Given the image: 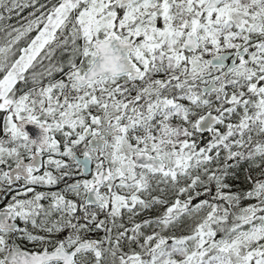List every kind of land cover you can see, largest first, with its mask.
<instances>
[{
	"label": "snow or ice",
	"instance_id": "obj_1",
	"mask_svg": "<svg viewBox=\"0 0 264 264\" xmlns=\"http://www.w3.org/2000/svg\"><path fill=\"white\" fill-rule=\"evenodd\" d=\"M0 264H264V0H0Z\"/></svg>",
	"mask_w": 264,
	"mask_h": 264
}]
</instances>
